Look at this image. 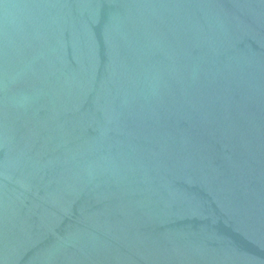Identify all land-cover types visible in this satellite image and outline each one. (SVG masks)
Returning <instances> with one entry per match:
<instances>
[{"label": "water", "instance_id": "1", "mask_svg": "<svg viewBox=\"0 0 264 264\" xmlns=\"http://www.w3.org/2000/svg\"><path fill=\"white\" fill-rule=\"evenodd\" d=\"M0 264H264V0H0Z\"/></svg>", "mask_w": 264, "mask_h": 264}]
</instances>
